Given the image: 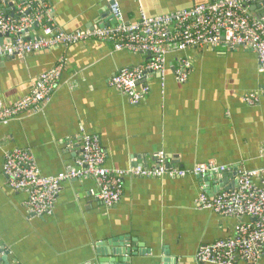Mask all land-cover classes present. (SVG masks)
<instances>
[{
	"label": "crops",
	"instance_id": "1",
	"mask_svg": "<svg viewBox=\"0 0 264 264\" xmlns=\"http://www.w3.org/2000/svg\"><path fill=\"white\" fill-rule=\"evenodd\" d=\"M41 1L64 32L92 30L108 19L109 0ZM208 1L116 0L129 23L138 21L140 12L157 16ZM250 13L257 19L264 14L259 5ZM182 55L191 64L187 81L175 82L173 66L180 55L170 54L164 76L150 75V93L137 106L107 82L120 68L146 64V54L117 52L91 38L4 59L0 97L6 102L26 95L60 58L67 65L40 113L0 124V246L8 253L0 254L5 256L0 264H114L113 252L121 248L135 254L130 264H197L199 247L232 236L236 218L199 210L195 201L201 192L211 197L233 188L236 169L264 167V99L255 105L241 99L264 90V77L249 50L189 48ZM84 133L100 138L111 170L153 167V155L163 152L169 165L191 170L214 162L227 167L230 177L223 188L221 175L126 177L120 202L108 208L91 196L92 179L69 180L61 184L50 215L27 216L25 193L10 189L2 173L5 153L28 150L42 176H56L79 156ZM256 264H264V250Z\"/></svg>",
	"mask_w": 264,
	"mask_h": 264
},
{
	"label": "built area",
	"instance_id": "2",
	"mask_svg": "<svg viewBox=\"0 0 264 264\" xmlns=\"http://www.w3.org/2000/svg\"><path fill=\"white\" fill-rule=\"evenodd\" d=\"M252 5H259L264 12V0H210L157 16L140 12L139 20L129 23L121 15L116 0H109L105 23L92 30L68 33L53 23L50 8L41 0H0V58H23L58 47H71L91 38L112 44L117 52L146 54L149 56L146 64L120 68L107 82L130 105L137 106L150 93L146 83L150 75L164 76L170 54L180 55L173 66L175 82L187 81L191 64L182 54L189 48L249 50L256 56L258 73L264 77V14L254 18L249 10ZM30 31L35 34L30 36ZM66 65L67 60L60 58L54 67L37 76L26 95L15 101L6 102L0 97V124L40 113L51 99ZM241 99L247 105L258 104L264 99V90L247 93ZM80 141L79 156L73 165L56 176H42L28 150L16 148L5 153L2 173L10 189L25 193L27 216L50 215L61 184L69 180L92 179L96 188L90 191L91 196L108 208L120 202L126 177H218L228 170L214 162L182 169L169 165L163 152L153 155V167L111 170L105 166L106 153L97 135L84 133ZM260 155L264 157V148ZM232 177L233 188L219 190L211 197L201 192L195 201L199 210L238 220L230 238L197 249L194 257L197 264H256L263 256L264 167L236 169ZM243 218L247 221H242Z\"/></svg>",
	"mask_w": 264,
	"mask_h": 264
},
{
	"label": "water",
	"instance_id": "3",
	"mask_svg": "<svg viewBox=\"0 0 264 264\" xmlns=\"http://www.w3.org/2000/svg\"><path fill=\"white\" fill-rule=\"evenodd\" d=\"M256 6L257 5H252L249 10L253 11ZM1 42H2V38L0 36V43ZM6 59L7 60H9V59L13 60V58H6ZM3 64H4V59L0 58V68L3 66ZM229 177H230V175L227 173L221 174V180L219 182L220 188H223L222 184H224L228 180ZM2 253H5L4 254L5 256L8 254L7 252L4 251V247L0 246V254H2ZM113 253H114V255L117 256L116 260L114 261L115 262L114 264H130L131 257H134V255H135V254H131L130 251L126 248L117 249V251L113 252ZM5 256L0 259V262L5 260Z\"/></svg>",
	"mask_w": 264,
	"mask_h": 264
}]
</instances>
